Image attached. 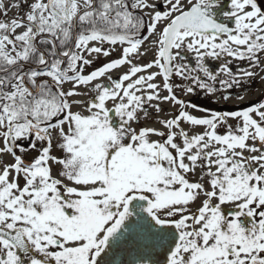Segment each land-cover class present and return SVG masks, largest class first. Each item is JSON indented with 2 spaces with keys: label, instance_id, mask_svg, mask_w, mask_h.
<instances>
[{
  "label": "snow or ice",
  "instance_id": "6c2138e0",
  "mask_svg": "<svg viewBox=\"0 0 264 264\" xmlns=\"http://www.w3.org/2000/svg\"><path fill=\"white\" fill-rule=\"evenodd\" d=\"M0 264H264V0H0Z\"/></svg>",
  "mask_w": 264,
  "mask_h": 264
},
{
  "label": "flooded vegetation",
  "instance_id": "af4514ba",
  "mask_svg": "<svg viewBox=\"0 0 264 264\" xmlns=\"http://www.w3.org/2000/svg\"><path fill=\"white\" fill-rule=\"evenodd\" d=\"M253 87H254V86H253ZM255 87H258V85H255ZM255 87H254V88H255Z\"/></svg>",
  "mask_w": 264,
  "mask_h": 264
},
{
  "label": "rangeland",
  "instance_id": "374dc122",
  "mask_svg": "<svg viewBox=\"0 0 264 264\" xmlns=\"http://www.w3.org/2000/svg\"><path fill=\"white\" fill-rule=\"evenodd\" d=\"M254 87H255V85H254ZM258 87H259V85H258ZM258 87H255V88H258Z\"/></svg>",
  "mask_w": 264,
  "mask_h": 264
}]
</instances>
